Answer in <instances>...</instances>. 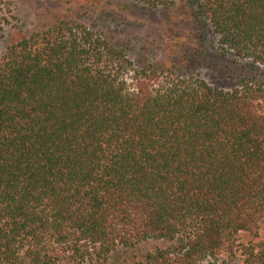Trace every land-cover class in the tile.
<instances>
[{"label":"trees","instance_id":"1","mask_svg":"<svg viewBox=\"0 0 264 264\" xmlns=\"http://www.w3.org/2000/svg\"><path fill=\"white\" fill-rule=\"evenodd\" d=\"M189 3L264 75V0ZM128 57L63 21L0 57V264H106L151 240L171 246L132 264H264V241L238 239L264 219V82L228 92Z\"/></svg>","mask_w":264,"mask_h":264},{"label":"rangeland","instance_id":"2","mask_svg":"<svg viewBox=\"0 0 264 264\" xmlns=\"http://www.w3.org/2000/svg\"><path fill=\"white\" fill-rule=\"evenodd\" d=\"M189 1L176 0L153 10L129 0H0V57L9 46L63 21L88 27L118 49L128 48V58L139 69L151 66L158 71H177L228 92L236 90L242 80L263 83L261 72L222 55L210 26L192 19ZM238 239L242 244L264 241V219L258 239L244 233ZM170 246L151 240L138 252L120 251L106 264H132L134 257L139 261L146 252Z\"/></svg>","mask_w":264,"mask_h":264}]
</instances>
